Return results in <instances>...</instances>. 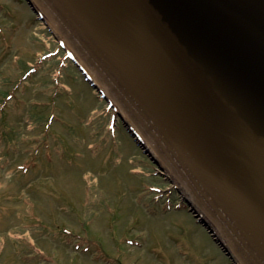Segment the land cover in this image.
<instances>
[{
  "label": "water",
  "instance_id": "95a60500",
  "mask_svg": "<svg viewBox=\"0 0 264 264\" xmlns=\"http://www.w3.org/2000/svg\"><path fill=\"white\" fill-rule=\"evenodd\" d=\"M233 264H264V0H27Z\"/></svg>",
  "mask_w": 264,
  "mask_h": 264
},
{
  "label": "rangeland",
  "instance_id": "374dc122",
  "mask_svg": "<svg viewBox=\"0 0 264 264\" xmlns=\"http://www.w3.org/2000/svg\"><path fill=\"white\" fill-rule=\"evenodd\" d=\"M66 53L0 0V264H232Z\"/></svg>",
  "mask_w": 264,
  "mask_h": 264
}]
</instances>
